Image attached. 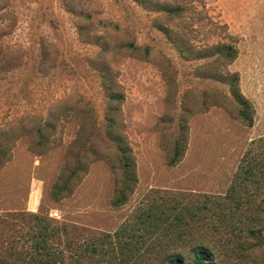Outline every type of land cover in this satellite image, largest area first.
Here are the masks:
<instances>
[{
  "label": "rangeland",
  "instance_id": "374dc122",
  "mask_svg": "<svg viewBox=\"0 0 264 264\" xmlns=\"http://www.w3.org/2000/svg\"><path fill=\"white\" fill-rule=\"evenodd\" d=\"M166 1L183 10L159 20L182 40L195 48L229 43L235 57L197 68L204 60L183 59L153 26L156 12L131 0H4L0 52L14 67L0 78V141L8 145L0 166V249L8 235L29 236L34 213L53 234L49 242L62 246L64 264L78 254L86 264L115 263L116 252L114 259L94 255L85 244L112 233L137 205L178 197L207 200L192 227V238L210 250L205 264H264V0ZM215 66L237 75L250 125L237 118L226 86L209 77ZM108 127L127 146L137 180L119 207L109 203L120 172ZM183 129L184 150L169 165ZM246 163L255 174L238 190L255 198L238 216L225 192ZM17 244L22 264L56 259L30 242ZM138 257L123 264H153L157 256L141 247Z\"/></svg>",
  "mask_w": 264,
  "mask_h": 264
},
{
  "label": "trees",
  "instance_id": "16d2710c",
  "mask_svg": "<svg viewBox=\"0 0 264 264\" xmlns=\"http://www.w3.org/2000/svg\"><path fill=\"white\" fill-rule=\"evenodd\" d=\"M131 1L145 10L156 12V16L152 19L153 26L169 39L183 59L204 60V63H199L197 68L208 66L214 62H228L235 57L236 49L229 43L214 42L201 48H195L182 40L181 35L177 34L176 31L169 28L167 22L159 20L163 17L165 21H170L174 16H178L183 10L182 5L179 3L166 0ZM7 10L4 0H0V36L4 33ZM5 55L4 52H0V78L7 69L14 67V63H7ZM209 77L226 86L227 95L234 103L237 118L243 124L250 125L249 105L238 90L237 75L234 72L222 71L215 66ZM107 96L110 99H117L115 93H108ZM108 121L111 123L110 117H108ZM184 131L183 129V133H180L175 138L170 156L167 158V164L169 165H173L184 150ZM2 132L3 130L0 129V135ZM106 134L112 139L117 148L114 155L120 172V177L114 187L109 203L112 207H119L127 202L129 196L133 193L137 181L134 171V161L129 156L127 146L122 143L118 135L110 133L109 127ZM7 149V142L0 141V166ZM254 174L250 163L239 164L237 166L234 177L225 192L227 202L231 207L229 210L230 214L241 216L242 214L238 212L240 206L254 200V196H242L238 190L242 179L251 180ZM206 202L207 200L201 201L199 205H194L191 202V204H188L178 197H173L171 201L167 199L147 201L133 208L130 216L121 221L112 233L101 235L99 241L96 243H86L84 246L85 250L94 255L109 254L113 259L114 252H116L118 261L114 263L113 260V264H123L128 262L129 259L139 258L141 247H145L149 252L156 254L157 257H154L153 264H205V260L210 256V250L201 239L195 240L192 238V227L194 223L199 221L197 219L199 216L196 214L197 211L208 208ZM216 205L218 206L219 203H216ZM21 216L22 214H13V220L19 222L22 220ZM27 219L30 222L29 236H24L22 232L17 236L15 232L12 234H16V237L12 240L10 239V235H8L5 243L7 247L0 249V264H22L23 256L19 252L17 244L19 239L23 243L30 242L29 246L30 249L31 247L33 248V251L44 249L45 258L49 254L55 256L57 259H51L50 256H48V259L41 260L40 258L38 264H64L61 251L58 250L62 246L50 243L53 234L46 231L44 218H41L38 214L30 213ZM2 222H7V220H3ZM186 237H190V239H185ZM148 238H153L154 242H147ZM69 249L71 250L72 248L69 247ZM54 250H58L57 255L52 253ZM158 254L161 256L159 257ZM68 257L69 259H66L67 263L65 264H86L79 259V254L75 256L68 255Z\"/></svg>",
  "mask_w": 264,
  "mask_h": 264
},
{
  "label": "built area",
  "instance_id": "2783aa9c",
  "mask_svg": "<svg viewBox=\"0 0 264 264\" xmlns=\"http://www.w3.org/2000/svg\"><path fill=\"white\" fill-rule=\"evenodd\" d=\"M49 215H50V217H52V218H57V212H56V211H51V212L49 213Z\"/></svg>",
  "mask_w": 264,
  "mask_h": 264
}]
</instances>
